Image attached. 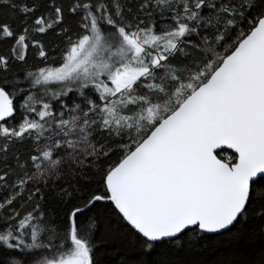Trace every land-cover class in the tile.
I'll return each instance as SVG.
<instances>
[{"label":"snow or ice","instance_id":"1","mask_svg":"<svg viewBox=\"0 0 264 264\" xmlns=\"http://www.w3.org/2000/svg\"><path fill=\"white\" fill-rule=\"evenodd\" d=\"M222 237L264 264V0H0V264Z\"/></svg>","mask_w":264,"mask_h":264},{"label":"trees","instance_id":"2","mask_svg":"<svg viewBox=\"0 0 264 264\" xmlns=\"http://www.w3.org/2000/svg\"><path fill=\"white\" fill-rule=\"evenodd\" d=\"M130 242L125 245L129 246ZM114 244L109 241L105 245V251L112 252ZM111 260V255L106 256ZM241 258V249L229 237H222L217 240L207 242L206 247H197L196 249L185 250L181 254V259L191 262V264H220L221 261H234Z\"/></svg>","mask_w":264,"mask_h":264}]
</instances>
